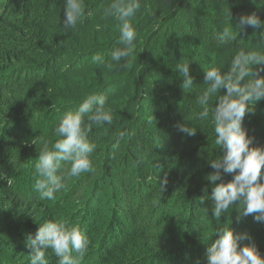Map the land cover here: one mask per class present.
I'll use <instances>...</instances> for the list:
<instances>
[{
    "label": "trees",
    "instance_id": "1",
    "mask_svg": "<svg viewBox=\"0 0 264 264\" xmlns=\"http://www.w3.org/2000/svg\"><path fill=\"white\" fill-rule=\"evenodd\" d=\"M140 2L131 19L137 33L132 55L117 64L111 54L121 46L120 21L105 15L112 0H85L84 17L71 30L62 26L64 0H0V174L6 176L0 180V264H30L27 237L50 219L89 236L81 264H206L204 242L218 226L206 177L220 150L211 115L196 116L197 99L207 86L204 71L226 69L240 48L264 51L258 28L237 32L226 45L216 40L232 17L234 26L240 15L264 19V4ZM97 55L104 63L94 61ZM183 63L191 64L195 78L186 92L177 69ZM93 93L107 97L113 122L89 133L97 145L92 170L69 178L55 199L41 200L34 189L40 149L45 140L51 146L61 138L55 132L60 120ZM189 118L195 136L177 130ZM244 126L254 145H264V100L246 113ZM70 166L62 162L60 171ZM238 207L219 223L250 233L264 254V223L253 216L238 221ZM46 259L57 264L51 249Z\"/></svg>",
    "mask_w": 264,
    "mask_h": 264
},
{
    "label": "clouds",
    "instance_id": "2",
    "mask_svg": "<svg viewBox=\"0 0 264 264\" xmlns=\"http://www.w3.org/2000/svg\"><path fill=\"white\" fill-rule=\"evenodd\" d=\"M261 3L264 4V0ZM141 6L140 0H112L105 10L106 16H114L120 21L121 46L111 54V61L117 64L126 62L132 55L137 33L131 19ZM85 8V0H64L62 26L65 30L76 28L84 17ZM248 27L261 29L260 43H264V19L255 13L240 15L235 26L232 17L231 26L224 27L216 40L220 45H226L236 39L237 32L240 34ZM93 59L104 63L100 55ZM177 69L184 78L181 87L185 92L191 91L195 84V78L190 74L191 64H178ZM261 73H264V51L259 47L240 48L226 69L212 67L204 71L207 86L199 92L197 104L200 110L196 116L207 120L211 115L214 144L220 150V155L209 161L214 171L206 177L212 185L211 216L218 222L210 242H204L208 245L206 264H264V254L250 233L234 231L232 223L230 226L219 223L233 205H239L236 209L238 221L253 216L254 221L264 223V145H254L253 137L244 126L246 113L264 100V75ZM107 103L104 94H89L78 108L67 112L60 120L55 132L61 138L51 146L47 140L44 141L35 164L38 178L34 189L39 192L41 200L55 199V194L66 186L69 178L92 170L91 157L97 145L88 137L94 125L112 124L113 111L106 110ZM190 119L179 124L177 130L187 136H195L197 129L190 126ZM62 162L71 165L65 172L60 171ZM227 175H232L230 181H225ZM5 178L0 174V180ZM7 182L11 184L10 178ZM159 183L164 189L168 183L167 176ZM203 191L207 195L208 188ZM90 244L89 236L79 226H72L63 219L47 220L40 224L35 235L27 237L30 264H48L46 254L49 249L58 258L57 264H81ZM196 264H201L200 260Z\"/></svg>",
    "mask_w": 264,
    "mask_h": 264
}]
</instances>
